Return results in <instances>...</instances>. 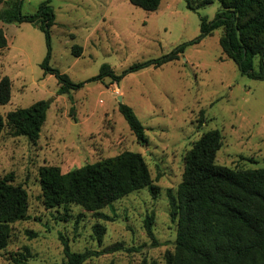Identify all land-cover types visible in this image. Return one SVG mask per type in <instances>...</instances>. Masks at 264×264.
Segmentation results:
<instances>
[{
  "label": "rangeland",
  "instance_id": "1",
  "mask_svg": "<svg viewBox=\"0 0 264 264\" xmlns=\"http://www.w3.org/2000/svg\"><path fill=\"white\" fill-rule=\"evenodd\" d=\"M43 0H23L21 12H36ZM192 0H161L145 10L130 0H51L49 64L81 86L58 94L55 75L41 66L47 54L43 31L31 22L0 19L8 44L0 48V78L12 80L11 99L0 104L5 125L0 134V177L21 185L28 196L24 219L11 224L0 264H50L65 260L63 241L73 251L97 250L81 264H167L177 222L170 215L167 192H176L185 160L206 131L219 129L222 145L216 163L232 168L264 166V78L242 73L221 49L217 28L187 46L178 59L148 64L120 81L92 80L104 63L120 73L169 53L200 35V17L214 18L218 0L201 5ZM3 2L0 3V8ZM82 47L81 55L73 52ZM258 66V57L255 58ZM145 126L141 144L118 109V96ZM40 99H50L46 120L36 140L13 135L6 114ZM140 152L152 183L100 209L105 216L71 203L47 207L40 182L42 167L62 173L113 157ZM152 218L151 236L145 221ZM105 227L101 240L95 225Z\"/></svg>",
  "mask_w": 264,
  "mask_h": 264
},
{
  "label": "trees",
  "instance_id": "2",
  "mask_svg": "<svg viewBox=\"0 0 264 264\" xmlns=\"http://www.w3.org/2000/svg\"><path fill=\"white\" fill-rule=\"evenodd\" d=\"M187 7L195 9L192 0ZM214 0H202L201 5ZM221 5L214 18L200 17V35L186 41L169 53L144 63H134L117 73L109 63L100 67L92 80L110 77L120 81L128 72L154 64L178 59L188 45L201 41L217 28L224 32L219 37L222 51L235 62L242 73L253 78H264V0H218ZM0 19L5 22H31L44 32L47 54L41 63L45 73L56 76L58 94L79 88L82 82L73 81L68 74L49 64L51 52V26L55 13L51 0H43L36 12L23 14V0H0ZM145 10H155L161 0H130ZM8 44L4 29L0 27V48ZM75 55L82 47L73 46ZM258 57V66L255 58ZM12 80L8 75L0 78V104L11 99ZM50 99H40L27 107L10 110L6 114L12 134L29 140L39 137L47 117ZM118 109L129 128L141 144L148 142L145 126L133 108L119 102ZM5 120L0 112V134ZM222 145L219 129L204 132L189 150L182 180L176 192L168 189L170 215L177 222L175 247L167 251V264H264V166L232 168L216 163V154ZM40 182L47 207L78 204L98 216L100 209L132 191L148 187L153 195L158 186L152 183L148 166L140 152L123 153L85 164L62 173L56 166L40 169ZM28 209V196L21 185L0 177V250L5 248L11 233V224L24 219ZM153 219H146L147 232L153 236ZM105 227L95 225L101 240ZM65 260L50 264H81L88 258L100 255L97 250L73 251L63 241Z\"/></svg>",
  "mask_w": 264,
  "mask_h": 264
},
{
  "label": "water",
  "instance_id": "3",
  "mask_svg": "<svg viewBox=\"0 0 264 264\" xmlns=\"http://www.w3.org/2000/svg\"><path fill=\"white\" fill-rule=\"evenodd\" d=\"M118 99H119V101L121 102V101H122V95H119V96H118Z\"/></svg>",
  "mask_w": 264,
  "mask_h": 264
}]
</instances>
